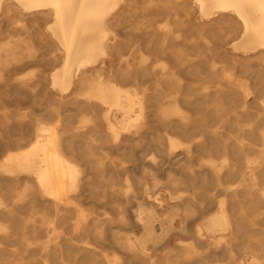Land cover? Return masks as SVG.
Instances as JSON below:
<instances>
[{
	"label": "bare ground",
	"instance_id": "6f19581e",
	"mask_svg": "<svg viewBox=\"0 0 264 264\" xmlns=\"http://www.w3.org/2000/svg\"><path fill=\"white\" fill-rule=\"evenodd\" d=\"M0 264H264V0H0Z\"/></svg>",
	"mask_w": 264,
	"mask_h": 264
},
{
	"label": "rangeland",
	"instance_id": "374dc122",
	"mask_svg": "<svg viewBox=\"0 0 264 264\" xmlns=\"http://www.w3.org/2000/svg\"><path fill=\"white\" fill-rule=\"evenodd\" d=\"M2 129H3V128H0V134H4ZM0 147H1V145H0ZM262 209L264 210V204H263Z\"/></svg>",
	"mask_w": 264,
	"mask_h": 264
}]
</instances>
